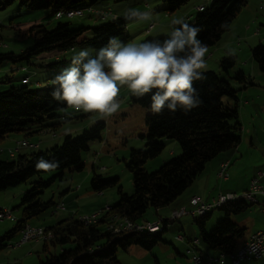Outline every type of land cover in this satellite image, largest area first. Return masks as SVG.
Masks as SVG:
<instances>
[{"label": "trees", "instance_id": "1", "mask_svg": "<svg viewBox=\"0 0 264 264\" xmlns=\"http://www.w3.org/2000/svg\"><path fill=\"white\" fill-rule=\"evenodd\" d=\"M98 1L0 0V8L19 2L27 9L48 10L52 16H57L61 12L72 11L86 3L92 6ZM111 1L119 3L129 0ZM160 1L165 4L164 11L173 14L191 0ZM246 4L247 0H213L209 6L204 7L203 11L196 12V17L190 24L201 27L198 39L208 45V48L216 46ZM131 22L126 21L124 17H116L94 28L82 26L72 28L70 22L61 21L53 28L43 23H34L28 30V34L34 38V47L19 55L0 54V66L6 61L15 65L30 66L34 57L64 53L76 45L98 50L108 43L110 36L118 37L126 43L129 38L126 29ZM225 22L228 27L221 28L220 25ZM168 35L147 38L145 41H163ZM252 57L260 71L264 73L263 44L260 43L252 49ZM65 61L67 60L50 64L48 67L57 69L58 65H62ZM235 63L233 56L224 57L221 60V68L229 73ZM61 71L49 78L44 92L30 88L27 85L29 82L20 87L0 91V141L21 133L25 138L24 141L29 142L30 137L42 131L50 129L56 131L58 126L67 120L63 115L59 123L46 124L47 119L58 118L59 111L69 109L66 104L54 100L51 96L53 86L50 82ZM204 75L205 79L194 82V87L199 91L203 103L187 115L182 111L171 113L167 109L162 114H153L150 111V95L142 99L131 95L134 104L149 111L146 116L148 133L144 137L146 150L133 149L129 157L124 159L125 166L132 175L133 193L128 194L123 191L119 177L103 180L100 175L94 174L91 179L92 189L97 193H103L106 189L115 187L119 196L118 201L110 206V211L97 223L87 224L75 216H70L53 226L46 227L47 231L52 232L53 238L43 241L41 253H46L47 257L45 260L39 259V264H121L117 257L119 249L127 251L133 246H139L150 251L163 242L166 227L157 233L130 232L115 235L107 229V218L110 214H117L133 221H143V216L150 208L158 210L169 206L193 185L213 159L240 145L241 124L238 121L237 90L214 71H205ZM235 79L245 84L248 82V77L243 71H238ZM231 100L234 104H231ZM106 127L105 121L97 122L78 136L65 135L61 145H55L46 151L29 147L33 151L19 153L9 159L0 157V191L25 184L33 177L38 178L30 183L31 188L24 193L19 206L14 208L20 210L21 217L15 221L16 225L13 229L0 237V253L8 247V242L12 238L19 233L21 236L23 228L31 219L40 216L55 205L53 200H42L44 191L57 179H62L66 171L84 169L82 154L89 151L91 143L102 141ZM164 139L175 140L182 153L165 162L157 171L150 173L145 169V164L163 152ZM41 158L59 163V167L54 170L57 173L48 180L41 177L47 172L36 168V163ZM253 205L241 200L221 207L224 217L210 232L207 231V224L211 213L194 219L206 247L227 255L235 252L244 242L246 228L235 222L233 217L248 211ZM2 210L4 208L0 206V212ZM172 220H164L165 226Z\"/></svg>", "mask_w": 264, "mask_h": 264}, {"label": "rangeland", "instance_id": "2", "mask_svg": "<svg viewBox=\"0 0 264 264\" xmlns=\"http://www.w3.org/2000/svg\"><path fill=\"white\" fill-rule=\"evenodd\" d=\"M137 1L129 0L112 3V5L118 6L114 10L118 13L116 14L107 6V1L99 0L92 7L100 12H108L105 18H102L99 14L85 13L83 16L59 19L57 16H52L48 10L33 11L22 7L19 2L13 3L8 7H1L0 54L14 53L19 55L23 51L34 47V38L28 34L30 23L39 22L48 25L49 28H53L61 21L64 23L70 22L72 28L81 26L94 28L112 20L113 17H124L127 10L131 8L129 4H134ZM193 1L195 0L189 1L186 6ZM197 1H204L208 6L213 2V0ZM159 2V0L138 1L139 7L132 8L140 11H150L153 19L148 22L132 21L129 23L126 29L129 38L126 43H142L147 38H157L170 33L169 30L161 28L170 19L169 14L162 10L158 11ZM88 5L89 3H86L82 7ZM247 18L250 17L246 14L237 16L233 20L230 29L222 35L218 44L208 48V53H214L213 57L210 60L206 59L207 56L205 58L207 62L205 71L216 72L220 78L229 81L232 87L237 90L238 121L241 124V143L238 146V152L234 149L237 157L233 160L229 169L231 179L228 182H223L222 179L218 178L213 184V190L210 191L212 196L218 195L225 190L242 193L258 174L257 172L260 170L264 171V73L260 71L258 64L252 57V49L260 43L264 45V23H244ZM161 21L163 22L161 23ZM152 23L155 24V27L151 31V35H149L145 29ZM84 48L88 47L76 45L74 49L80 50ZM72 54V49H68L64 53L50 56L49 54H44L34 57L31 61L32 64L25 68V70L29 69L33 72L32 75L28 74L31 79L28 86L44 92L49 78L69 67ZM230 55L235 58L236 63L234 68L229 73H226L221 68V60ZM57 57H60V60H57ZM65 59L67 61L62 65L59 64L57 69L48 67L50 64ZM17 71L19 70H17L16 65L10 61H6L0 66V91L24 85ZM238 71H243L248 77L246 84L235 79ZM119 99L121 104L119 112L107 119L101 118L96 113L76 112L74 109L69 108L59 111L57 113L58 118L46 120V122H58L63 115L69 117L56 130L57 136L62 138L58 145L63 143L65 133L68 130L71 135L78 136L97 122L105 121L107 127L102 134V141L97 140L91 143L89 151L82 154L85 164L84 169L81 171H66L62 179H57L44 191L42 200H53L55 205L40 216L31 219L29 221L31 224L49 227L70 216L78 218L79 214L90 213L100 205L115 203L119 198L117 188H108L104 191V195H99L91 187V179L94 174L100 175L103 180L119 177L123 191L128 194L133 193L132 175L126 168L124 159L129 157L133 149L146 150V139L144 137L148 133L146 116L149 111L140 105L134 104L131 100V93L126 88L121 89ZM230 102L234 104L233 100ZM13 136L23 137L22 135ZM41 137L42 134L37 135L35 140H39ZM22 142L19 143L16 149L22 147ZM164 143L163 152L156 158L146 162L145 169L148 172L157 171L165 162L181 155V148L175 140L164 139ZM49 148L51 147L43 144L41 150L46 151ZM11 149L13 150L14 148ZM23 151L27 153L33 150L24 149ZM0 157L9 159L5 153H0ZM56 173L57 171H50L42 174L41 177L44 180H48ZM37 179V177H33L25 184L0 191V206L4 209L12 210L14 215L20 218V210H14V208L19 206L22 196L31 188L30 183ZM130 186H132V189ZM204 189L208 191V188ZM259 198H262V196H259ZM59 204H64L65 210L55 208ZM260 208L259 204H254L249 211L234 216L233 220L238 223H246L248 227L247 233L250 234L255 227H253L255 223H257L256 229L264 226V211L262 212V208ZM161 209L150 208L142 220L155 223L159 219H163ZM74 212H76V215ZM223 217L224 212L220 208L214 209L207 224V231L210 232L214 229L218 221ZM196 218H199V215H193L192 212L179 219L172 218L173 220L169 223L168 229L163 233V242L150 251L144 250L139 246H133L127 251L119 249L117 251L119 262L121 264H196L191 259L193 253L197 252V249L200 251L208 249L202 241L200 230L195 224L194 219ZM15 225V221L0 219V237L13 229ZM179 236H182L183 239L181 240ZM196 239L200 241V245L195 244ZM19 240L20 233L8 242V247L4 248L0 253V264H39V259H46V253H41L43 241H30L19 247H12ZM39 253H41L40 256ZM242 264H264V256L259 260L250 259L243 261Z\"/></svg>", "mask_w": 264, "mask_h": 264}, {"label": "clouds", "instance_id": "3", "mask_svg": "<svg viewBox=\"0 0 264 264\" xmlns=\"http://www.w3.org/2000/svg\"><path fill=\"white\" fill-rule=\"evenodd\" d=\"M124 19L148 22L152 13L129 8ZM172 24L173 30L163 41L125 43L110 36L98 50L73 49L69 67L50 82L52 98L76 112L96 113L103 119L119 112L123 88L137 99L150 95V111L156 115L165 109L187 115L200 107L203 101L194 82L206 78L208 45L198 39L201 27L182 18ZM58 167V162L43 158L36 163L45 172Z\"/></svg>", "mask_w": 264, "mask_h": 264}, {"label": "crops", "instance_id": "4", "mask_svg": "<svg viewBox=\"0 0 264 264\" xmlns=\"http://www.w3.org/2000/svg\"><path fill=\"white\" fill-rule=\"evenodd\" d=\"M104 1H107V6L109 8H111L110 10L112 12H115L114 10L118 8L117 5H112V3H113L112 1H110V0H104ZM139 2H141V1H139ZM263 3H264V0H247L246 6L242 9V11L240 12V14L238 16H240L242 14L243 15L246 14V15H248L250 17V18H247L246 20H244V23H246V22L259 23V24L264 23V4ZM138 4L139 3L137 1V2H134V4H129V7H131V8L139 7ZM205 6H208V5L204 1L195 0V1L191 2L190 4H188L187 6H185V8H182V9H180L179 11H177V12H175L173 14L166 13V14H169V19L170 20H168L166 22V24H163L161 26V28L162 29H167V30H169L171 32L173 27H174L173 24H172V21L175 20V19H180V18L184 19L185 22H187V23L188 22H192L195 19L196 12L199 10V8L200 7H205ZM164 9H165V4H163V2L160 1L159 4H158V11L159 10L164 11ZM116 14H118V13H116ZM45 17H46V15H45ZM117 17H120V16H117ZM152 19H153V17H152ZM162 22L163 21H161V23ZM35 23H39V22H35ZM32 24H34V23H30L29 25H32ZM151 26H153L152 29H150ZM154 27H155V24L152 23L145 30H146L147 33H149V35H151V31L154 29ZM73 49H72V51H73ZM213 54H214L213 52H209L206 59L210 60L213 57ZM57 59H60V57H57ZM16 68H17V70H19L17 72L21 76L20 78L22 80V83H24V80L26 78H29V83L28 84H30L31 79H30V76L28 74L32 75L33 72H31L29 69L25 70L26 66H23V65H16ZM68 118L69 117H67V119ZM55 123H57V122L56 121H50V122H47L46 124L47 125H52V124H55ZM68 132H69V130L66 131L65 135L71 134V133H68ZM41 134H42L41 139L35 140V136L41 135ZM13 135H22L23 136V134H21V133L20 134H13ZM13 135H11L8 138L0 141V149H2V152H0V153H5L9 158L11 157L10 154H9V150L11 148L16 149L18 147L19 143L22 142L23 140H25L24 136L22 138H18V136H13ZM57 137L58 136L56 134V131H53V130L50 129V130L42 131L39 134H35L34 136L30 137L29 138V142H30V144H38L39 145L38 149H42V145L43 144H46L47 147L48 146L52 147V146L60 144L59 142H60V140H62V138L61 137L57 138ZM24 149H30V148L29 147H20L16 155H18L19 153L20 154H25L26 152L23 151ZM236 150L238 152L239 148L237 147ZM236 157H237V153L235 154L234 149H231V150H228L226 152L221 153L215 159H213L207 165V167L204 170V172L195 180V182L193 183V185L190 188H188L180 197H178L169 206H166L165 208L161 209V213H163V216H162L163 219L162 220H172L173 213L175 211H178V210H181V209L192 210L193 206H192L191 200H192L193 197H199L203 201L209 202V201L217 198L220 194L237 193L236 191H226V190L225 191H221L218 195H215V196H212V192L210 193V191L213 190V184L216 182V180L218 178H220L218 176V173H219L221 164L228 161V162H230V167H231L232 162H233V160ZM230 167H229V169H230ZM229 169H228L229 179L228 180L222 179L223 182H228L231 179V175H230ZM257 173L258 174L261 173V179L260 180H261V184L264 186V184H263L264 171L260 170ZM248 187H249V185L244 189V191ZM130 188L132 189V186H130ZM204 188H208L209 192L206 191ZM98 194L99 195H104V192L103 193H98ZM114 200H116V199L114 198ZM117 201H118V199H117ZM117 201H115V203ZM115 203H110V204L108 203V204L100 205L96 209H94L92 212H95V211L101 209L104 206H113ZM55 208H57V206H55ZM261 211L263 212L264 210L262 209ZM92 212H90V213H92ZM88 213L89 212H85V213H82V214H88ZM185 215H187V214H185ZM185 215L181 216L180 218L184 217ZM211 216H212V212H211ZM169 223L167 224L166 229H168ZM29 224H31V223L29 222ZM238 224L240 226L246 228L244 241L249 239L250 236L252 234H254L255 232L260 231V230H264V226L259 228V229H256L257 223H255L253 225V227L255 226L252 229L253 231L250 234H248L247 233L248 227H247L246 223H240L239 222ZM31 225H33V224H31ZM44 228H46V227H44ZM197 253L202 255L203 257H205V256H214V255L218 254V252H216V251L212 252V250H208V249L205 250V251H200L199 249H197Z\"/></svg>", "mask_w": 264, "mask_h": 264}, {"label": "built area", "instance_id": "5", "mask_svg": "<svg viewBox=\"0 0 264 264\" xmlns=\"http://www.w3.org/2000/svg\"><path fill=\"white\" fill-rule=\"evenodd\" d=\"M264 4V3H263ZM204 7H200L198 11H203ZM85 13L89 14H99L102 18L107 17L108 12L106 11H97L93 9L92 6L89 7V9H79L77 11H69V12H61L57 14L58 18H61L63 16H66L68 18H74L76 16H83ZM153 26L150 27L152 29ZM29 78H26L24 80V83H28ZM22 147H31V148H38V144H30L29 142H22ZM19 149H10L9 154L11 157H14ZM230 167V162H226V164L220 168L218 176L221 179L228 180L229 179V172L228 169ZM261 173H259L257 176H255L250 184L249 187L243 191L242 193H225L220 194L217 198L205 202L199 197H193L191 200L193 209L192 210H185L181 209L178 211H175L173 213V218L178 219L181 216L189 213H193V215H199V217L206 215L209 212H212L216 208H221V202H223L224 199H231L234 196H241L245 199H248V202L252 204H259L261 208L264 210V186L261 184ZM259 196H262V198H259ZM57 208H65L64 204H59ZM102 209H109L110 206H104L101 209L95 211V214L97 212H100ZM76 215V212H74ZM94 216V215H92ZM88 219H90V216H86ZM0 219L5 220L9 219L11 221H16L18 217H16L12 210L4 209L0 212ZM78 219H81V217H78ZM144 227H148L150 229L153 228H160L161 231L163 230L165 226L164 220L159 219L155 223H150L148 221H145L142 225ZM134 232V228L129 227L128 231L126 233ZM26 238H42L46 239L48 238V235L46 232L38 231L37 229L30 228L27 225L23 228L20 236L19 242L17 241L12 247H19L22 246V241L26 240ZM179 238L182 240L183 237L179 236ZM195 244L199 245L200 241L198 239L195 240ZM264 256V230H260L255 232L250 236L249 239L245 240L240 247L233 252L230 255H227L225 253H218L214 256H205L198 254L197 252L193 253L191 259L196 264H242L243 261L255 259L259 260L263 258Z\"/></svg>", "mask_w": 264, "mask_h": 264}, {"label": "bare ground", "instance_id": "6", "mask_svg": "<svg viewBox=\"0 0 264 264\" xmlns=\"http://www.w3.org/2000/svg\"><path fill=\"white\" fill-rule=\"evenodd\" d=\"M89 7H90V5H88L86 7L81 6V7H79V9H89ZM77 10H78V8L73 9L72 11H77ZM23 142H25V141H23ZM225 164H226V162L222 163L220 168H222ZM241 200L248 202V199H245L244 197L234 196L231 199H224L223 202H221V207L227 205L230 202H236V201H241ZM58 209L65 210V208H58ZM107 212H109V209H102V210H100V212H97L96 214H95V212L88 213V214H79L78 217H81V219H79V220L84 222V223L94 224V223H97L101 218H103V216ZM92 215H94V216H92ZM86 216H90V219H88V217H86ZM144 222L145 221H133L131 219L121 217L117 214H110L107 218V229L115 235L126 233L130 226H131V228H134V233H137V232L138 233H140V232L157 233V232L161 231L160 228L150 229L148 227L142 226L144 224ZM28 226L30 228L37 229L38 231L46 232L48 235V238H46V239L26 238V240L22 241V245H24L30 241H44V240H50L53 238L52 232L47 231L46 228H44V227L34 226L31 224H28Z\"/></svg>", "mask_w": 264, "mask_h": 264}]
</instances>
